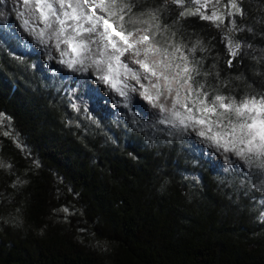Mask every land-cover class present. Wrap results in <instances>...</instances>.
I'll return each instance as SVG.
<instances>
[{
    "label": "trees",
    "instance_id": "obj_1",
    "mask_svg": "<svg viewBox=\"0 0 264 264\" xmlns=\"http://www.w3.org/2000/svg\"><path fill=\"white\" fill-rule=\"evenodd\" d=\"M235 3L120 0L110 17L186 77L187 129L75 109L60 72L0 29V264H264V156L220 172L187 136L206 131L188 119L199 93L264 96V0Z\"/></svg>",
    "mask_w": 264,
    "mask_h": 264
},
{
    "label": "rangeland",
    "instance_id": "obj_2",
    "mask_svg": "<svg viewBox=\"0 0 264 264\" xmlns=\"http://www.w3.org/2000/svg\"><path fill=\"white\" fill-rule=\"evenodd\" d=\"M84 7L90 12L89 5ZM64 10L71 12L67 4L63 10L57 6L58 13ZM61 19L70 25L82 23L84 27L91 26L86 20L77 22L63 15ZM25 21L28 22L27 25ZM101 25L98 32L103 31V22ZM60 27L61 25L53 22L50 17L46 23L36 7L25 6L23 0H4L0 3V29L6 35L4 39L8 36L16 38L23 48L38 54L36 65L60 72L65 82L64 90L75 109L85 110L100 119L110 116L116 120L126 119L130 110H133L147 125L164 121L172 128L187 129L188 123L181 110L189 84L184 83L186 77L179 73L177 67L171 64L168 57L162 55L156 46L148 41L135 45L132 50L125 52L118 62L114 57L119 53L110 45L105 47L107 41L100 40L98 34L82 33L77 39L87 42L88 47L87 50L80 51L77 42H71V46L61 42L75 33L71 28H66L61 35ZM108 31L111 33L112 29L109 28ZM41 32L44 33L43 36L39 35ZM133 34L136 38L143 36L141 29L135 30ZM114 39L118 41L121 49L126 47L118 37L114 36ZM74 48L77 50H73ZM146 48H154L155 51L145 54ZM137 49L140 51L139 56H136ZM137 59L145 60L157 75L152 76L151 72H145L139 64L134 63ZM93 61H99V68ZM121 62L127 64L132 71H126ZM69 63H73V66L69 67ZM109 65L112 66L111 70ZM133 72L137 74L138 79L133 78ZM102 75L109 77V83L99 79ZM164 77L168 79L165 80ZM154 84L157 86L153 87ZM122 92L126 95H122ZM142 93L152 99H146ZM176 99L180 100V104H175ZM177 112L179 117L175 115ZM181 119L184 123H181ZM188 130L190 141L200 153L210 157L217 171L234 169L249 175L253 173L255 164L253 165L250 159L236 155L235 151H225L212 141H205L204 136L197 132L192 130L190 133V129ZM259 202L263 206L264 217V196Z\"/></svg>",
    "mask_w": 264,
    "mask_h": 264
},
{
    "label": "snow or ice",
    "instance_id": "obj_3",
    "mask_svg": "<svg viewBox=\"0 0 264 264\" xmlns=\"http://www.w3.org/2000/svg\"><path fill=\"white\" fill-rule=\"evenodd\" d=\"M4 0H0V3H3ZM120 0H23L25 6H31L35 4L36 10L40 11L41 15L44 16L45 22L48 23V16H53L56 18V21L61 25L59 33L63 35L66 28H71L74 35H69L67 39L61 41L63 43L77 42V48L80 51L87 50L88 44L84 40H78L77 38L81 37L82 33L98 34L100 40H106L107 46H111L115 49L119 55L115 56L114 59L120 62V57L124 55L125 52L130 51L134 48L135 45L144 44L149 40L147 35L136 38L132 32H127L122 25L117 24L115 28L113 25L109 24V18L114 16L116 13L114 9L119 4ZM173 3L178 6H183L185 0H172ZM201 0H194V3L199 4ZM54 4L58 5L60 9H64L67 4L68 8L71 9V12L64 10L62 12L57 11L54 8ZM85 5L90 6V12L85 10ZM232 7L236 11H240L237 7L235 0H232ZM48 9V14L46 15L43 9ZM123 10V9H121ZM199 12V9H197ZM197 12H192L187 9L180 12V16L184 17L186 15H195ZM63 15L69 20L81 21L86 20L91 26L84 27L82 23H76L75 25L66 24L64 19H61L60 16ZM202 19H219L215 14L211 17L201 16ZM123 20V16L120 17ZM101 22H103V31L98 32ZM27 25V21L24 22ZM50 26V24H49ZM111 28L112 32L110 33L108 29ZM116 28H119L120 31L117 32ZM43 32L39 33L40 36H43ZM119 38V41H122L125 48L121 49L118 46V41L114 39V36ZM91 40V36L89 37ZM58 46V45H57ZM240 48V45L233 44L230 48V55H237V50ZM73 50H77L74 48ZM155 51L154 48L144 49L145 54ZM140 55L139 49L136 50V56ZM80 61H73V63H79ZM73 63H69V67L73 66ZM97 64L99 68V61H93ZM122 66L126 71L131 72L132 70L128 68L127 64L123 62ZM134 63L139 64L145 72H151L152 76H156L157 73L150 67L145 60L137 59L134 60ZM232 61L229 60V65ZM112 66L109 65V70ZM103 71L102 69H100ZM184 73L189 72V69L185 67L182 70ZM134 79H138V76L135 72L132 73ZM99 79L103 80L105 83H109V77L107 75H102ZM147 79V77H145ZM167 80V77H164ZM191 79V77H189ZM185 84L188 83V80L184 81ZM115 87V85H112ZM157 85H153L156 87ZM203 85H201V88ZM126 95V93H121ZM145 95L146 99L151 100L152 98ZM189 97L192 96L191 91L188 94ZM199 97H204L200 99ZM199 97L195 101V111L202 113L203 117H193L189 116V120L195 119L196 123L205 125L206 131H201L199 134L201 136L207 137L209 140H212L218 147H223L225 151L235 150L236 155L244 157L247 154H255L257 156H264V96L262 97H245L240 102H236L232 98H226L222 95H215L209 97V93L201 92ZM175 104H180V100L176 99ZM163 110V106L161 105ZM222 110V111H221ZM188 111L192 112L193 107H188ZM2 115V114H0ZM179 117V113H175ZM215 117V119H212ZM181 123H184L181 119ZM243 145V147H240ZM264 166V165H262Z\"/></svg>",
    "mask_w": 264,
    "mask_h": 264
}]
</instances>
